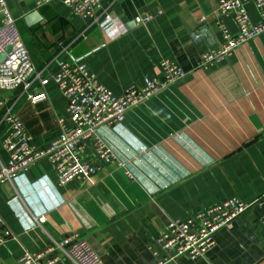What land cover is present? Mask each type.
<instances>
[{
  "label": "crops",
  "instance_id": "1",
  "mask_svg": "<svg viewBox=\"0 0 264 264\" xmlns=\"http://www.w3.org/2000/svg\"><path fill=\"white\" fill-rule=\"evenodd\" d=\"M38 72L53 76L64 47L84 57L97 81L116 96L145 79H161V63L181 66L186 77L132 109L100 136L124 166L105 164L86 141V163L98 168L92 181L60 187L47 158L0 185V216L11 233L0 246V264H17L52 240L76 234L102 264H154L150 248L171 220H185L223 201L255 203L264 195V34L239 47L222 63L201 68V57L222 41L215 0H105L103 11L123 26L94 25L72 15L56 0L38 8L36 0H5ZM252 22L259 15L245 5ZM39 11L43 20L28 26ZM153 16L143 26L138 17ZM224 22L236 35L233 18ZM206 28L209 38H194ZM49 100L33 104L23 89L0 90L40 151L48 149L57 117L67 119L66 100L53 82ZM0 110V159L7 128ZM129 172V175H128ZM264 208L254 205L231 229L215 235L205 257H180L171 264H264ZM58 264H73L64 259Z\"/></svg>",
  "mask_w": 264,
  "mask_h": 264
},
{
  "label": "built area",
  "instance_id": "2",
  "mask_svg": "<svg viewBox=\"0 0 264 264\" xmlns=\"http://www.w3.org/2000/svg\"><path fill=\"white\" fill-rule=\"evenodd\" d=\"M56 0H36L38 8L48 6ZM73 16L81 19L89 27L109 24L111 28L122 29L110 14L103 11L105 0H61ZM220 18L216 27L222 41L201 57V68L216 66L227 60L242 45L264 34V0H215ZM252 2L259 22L251 21L245 5ZM232 17L238 29L233 35L224 22ZM153 16L138 17L137 26L149 23ZM67 58L58 60V71L53 76H45L35 69L28 48L20 34L17 20L8 9L5 0H0V56L6 54L0 63V90L13 92L23 89V96L37 104L49 100L47 86L53 82L66 100L67 119L57 117V130L48 149L38 150L32 144L19 117L0 101L4 110L2 124L7 134L2 147L8 154V161L0 159V185L13 181L17 175L43 158L51 164L58 185L66 186L72 181L91 182L98 168L86 163L88 147L86 141L93 140L91 149L97 160L105 164L117 162L124 166L117 153L98 133L104 126L120 125L129 111L149 101L160 92L168 89L187 75L178 64L169 60L161 63V79H145L143 87L131 85L121 96L114 95L100 84L91 73L84 57L75 56L68 47L59 43ZM8 49L10 52L8 53ZM129 175V172H128ZM254 205L264 208V195L255 203L246 204L237 198L220 201L213 207L191 215L185 220H171L150 248L155 258L154 264H171L180 257L194 260L205 257L215 247V235L221 229H231L234 221ZM264 224V217L262 219ZM11 233L5 228L0 216V246L5 244ZM67 259L73 264H102L98 255L86 240L76 234L52 240L50 246L38 253H25L17 264H58Z\"/></svg>",
  "mask_w": 264,
  "mask_h": 264
},
{
  "label": "water",
  "instance_id": "3",
  "mask_svg": "<svg viewBox=\"0 0 264 264\" xmlns=\"http://www.w3.org/2000/svg\"><path fill=\"white\" fill-rule=\"evenodd\" d=\"M43 20V17L39 11H34L33 13L29 14L27 17H25V22L28 26H33L36 25L37 23L41 22ZM199 37H206L212 40V35L209 31H207L206 28L200 29L198 32L194 33V38H199ZM8 53L10 52V49L7 51ZM6 59V54H2L0 56V63L5 61Z\"/></svg>",
  "mask_w": 264,
  "mask_h": 264
}]
</instances>
